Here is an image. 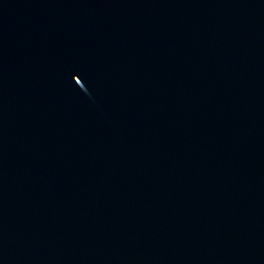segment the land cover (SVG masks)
<instances>
[{
	"label": "water",
	"instance_id": "water-1",
	"mask_svg": "<svg viewBox=\"0 0 264 264\" xmlns=\"http://www.w3.org/2000/svg\"><path fill=\"white\" fill-rule=\"evenodd\" d=\"M0 264H264V0H0Z\"/></svg>",
	"mask_w": 264,
	"mask_h": 264
}]
</instances>
